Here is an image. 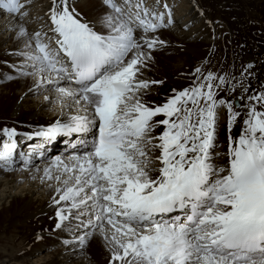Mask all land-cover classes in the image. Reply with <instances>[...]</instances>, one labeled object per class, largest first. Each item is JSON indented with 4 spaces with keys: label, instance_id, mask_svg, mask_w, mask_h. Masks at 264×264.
I'll list each match as a JSON object with an SVG mask.
<instances>
[{
    "label": "snow or ice",
    "instance_id": "1",
    "mask_svg": "<svg viewBox=\"0 0 264 264\" xmlns=\"http://www.w3.org/2000/svg\"><path fill=\"white\" fill-rule=\"evenodd\" d=\"M31 5L0 0L18 42L4 79L30 80L20 99L42 97L58 114L23 134L41 138L27 153L16 151L15 127L0 128V170L42 171L55 228L72 233L63 243L84 249L99 237L106 264H264V83L253 84L254 65L214 71L206 56L188 86L152 100L165 81L146 74L169 46L161 30L176 23L166 0H95L93 16L83 0H48L30 16ZM73 134L71 154L35 164L46 143Z\"/></svg>",
    "mask_w": 264,
    "mask_h": 264
},
{
    "label": "bare ground",
    "instance_id": "2",
    "mask_svg": "<svg viewBox=\"0 0 264 264\" xmlns=\"http://www.w3.org/2000/svg\"><path fill=\"white\" fill-rule=\"evenodd\" d=\"M166 2L174 10L176 23L169 29L161 30L160 35L169 42V46L156 53V65L146 75L152 79H163L165 83L154 86L159 95L153 94L150 99H162L172 87L188 86L190 80L187 73L206 56L211 58L210 67L214 71L234 72L240 69L242 63H252L253 84L259 86L264 83V0ZM47 3L48 0H32L30 16L40 12ZM83 4L88 15L93 16L96 11L95 0H83ZM14 22L11 14L0 11V84L13 81L4 79V76L11 73L9 65L15 59L8 53L18 47V42L12 39L14 33L6 30ZM185 25L188 27L185 28ZM34 27L35 24H29V31ZM3 31L5 33L1 35ZM158 58L164 61L157 64L161 62ZM30 83L27 79H16L9 85L0 87V100L10 99L12 102L5 109H0V128L15 127L21 134L16 137L17 152L20 141H27L26 144L31 145L41 142L38 137L25 138L24 133L38 130L40 126L46 127L56 119L53 115H36L51 110V106L43 104L42 97L28 95L23 100L20 99ZM27 112L33 113V116L25 114ZM5 113L11 117H4ZM233 132H236L235 128ZM76 143V134L58 135L55 140L45 144L43 160L34 162L40 163L37 166L42 170L56 155L71 154L72 146ZM32 175L36 179H32L25 171L0 170V214L3 212L7 216L5 222L9 223L12 230L20 232L35 225L34 230L38 232L32 234V249L28 250L30 244H26L24 240L17 246L22 254H7L9 260L1 256L0 264H106L105 250L99 237L94 236L84 249L63 243L72 238V233L55 228L56 206L51 202L55 194L47 182H41L39 177L42 171H33ZM3 245L0 241V246ZM17 259H22L21 263Z\"/></svg>",
    "mask_w": 264,
    "mask_h": 264
},
{
    "label": "rangeland",
    "instance_id": "3",
    "mask_svg": "<svg viewBox=\"0 0 264 264\" xmlns=\"http://www.w3.org/2000/svg\"><path fill=\"white\" fill-rule=\"evenodd\" d=\"M1 12L3 14H5V12H3V11H1ZM4 33H5V31L1 32V35H3ZM158 59L161 62H158L157 64H161L164 61V60H161L160 58H158ZM15 80H13V81H11L9 83H6V84H0V87L7 86L10 83L14 82ZM7 104H9V105L12 104L10 99L0 100V109H5L6 107H8ZM28 109H32V108H28ZM25 114H29L30 116H33L32 115L33 113H29V112H27ZM57 114L58 113L55 110H49L48 112L39 113V114H36V115H42V116L53 115V116L57 117ZM4 117H11V116H9L7 113H5ZM39 164L40 163H37L36 165H39ZM3 214H4L3 212H2V214H0V241L3 242L4 245L0 246V257L2 256L4 259H8V255L9 254L13 255L15 253H18L17 255L20 256L22 253L19 252L20 250L17 249V246L20 245L22 243V241H24V240H25L24 242H26V244H30L28 250L32 249V247H33L32 234L35 232L34 229H36L35 228L36 226L34 225L31 228H28V230L24 229L23 231H20V232H18L16 230H12L10 228V226H9V223L5 222L7 216H5ZM1 234L3 236H1ZM34 234H38V232H35ZM20 260H22V259H20ZM20 260L17 259V262L21 263ZM33 260H34V258H33Z\"/></svg>",
    "mask_w": 264,
    "mask_h": 264
}]
</instances>
